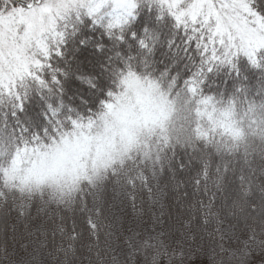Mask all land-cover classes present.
Here are the masks:
<instances>
[{
  "label": "snow or ice",
  "instance_id": "snow-or-ice-1",
  "mask_svg": "<svg viewBox=\"0 0 264 264\" xmlns=\"http://www.w3.org/2000/svg\"><path fill=\"white\" fill-rule=\"evenodd\" d=\"M94 2L95 0H89L90 4ZM250 2L251 0H159L163 8L174 17L177 25L189 31V38L195 39L197 48L209 60L228 61L242 52L256 64L255 54L258 49L264 48V16L253 10ZM76 3L77 0H44L43 3L39 0H0V91L14 95L18 81L25 76L40 80L39 72L48 65L50 54H59L57 45L63 41L64 29L70 26L66 21L69 19L71 6ZM120 3L121 7L109 23V28L114 25L118 27L125 22L136 6L135 0H120ZM96 11V7H89L87 15L98 22L99 19L94 16ZM72 19L78 20L79 12ZM140 43L144 45L143 41ZM52 79L57 80L55 75ZM172 84L175 85L174 81ZM185 87L190 96L196 98L197 105L206 108L211 97L200 96L198 82L190 79L185 82ZM112 95L111 91L106 93L107 97ZM142 102L138 97L137 103ZM99 103L109 112L113 109L109 99H101ZM122 115L128 122L129 113L125 111ZM142 118L145 122L155 121L157 116L144 110ZM94 125L95 116L89 111L86 115L77 113L75 118L69 116L66 122L53 119L50 127L39 135L20 129L13 138L14 152L9 165H0L4 187L11 186V182L21 171V165L26 164L31 167L24 169L27 175L22 183L31 178L39 186L46 180H52L57 183L61 195L65 191H78L69 209L57 206L55 211H51L52 207L38 201V212L51 211V215L59 219V223H55L54 232H59L66 246L62 244L57 251L66 256L74 251L76 243L83 239V232L77 231L81 221H86L87 228L84 231L96 238L95 243L89 245V250L99 248L101 236L110 235L105 231L111 227L105 223L108 219L106 211L110 207L107 204L109 189L114 193L113 199L123 196L135 208L138 194L144 191L148 193L149 200L155 202L160 189L159 181L164 177L168 178V182L178 193L189 186L194 189L193 197L197 194L203 196L188 204V218L184 221V226L190 229L197 219L202 220L203 228L215 224L214 232H209L208 235H219L224 239L225 221L216 210L223 189L212 191L211 184L213 181L219 184L227 177L226 163L206 158L195 147L180 150L178 145L169 144L165 137L159 145L164 148L165 154H171V161L165 167L160 163L159 147L154 155L152 146L139 144L127 128L122 131L121 147L117 148L114 135H109L107 129L103 134H93L91 130ZM53 145L55 148L51 152L42 151L51 149ZM235 179L242 186L249 182L244 174L237 175ZM183 195L187 197L188 193L184 192ZM3 196L4 191L0 188V197ZM177 198L180 199L179 196ZM24 209L22 205V215ZM61 210L71 216L60 215ZM250 239L254 237L251 236ZM161 247L162 242L153 236H147L138 243V248H154L157 249V254Z\"/></svg>",
  "mask_w": 264,
  "mask_h": 264
},
{
  "label": "trees",
  "instance_id": "trees-1",
  "mask_svg": "<svg viewBox=\"0 0 264 264\" xmlns=\"http://www.w3.org/2000/svg\"><path fill=\"white\" fill-rule=\"evenodd\" d=\"M135 5L126 21L111 30L106 28V21L99 19L96 22L83 10L78 20L72 19L75 14H69L66 22L70 26L64 29L63 41L57 45L59 54H50L48 65L39 72L40 80L25 76L18 81L14 95L0 91V132L11 138L18 135L20 129L39 135L50 127L53 119L66 122L67 117L75 118L77 113L94 112L112 87L111 72L122 69L125 60L134 62L138 70L165 76L185 91V82L194 79L199 84L200 96L221 100L229 96L245 100L264 96V48L257 50L256 64L242 52L228 61L209 60L201 54L195 39L189 38V31L177 25L159 0H135ZM250 7L264 16V0H251ZM86 53L94 60H90ZM53 75L56 81L52 79ZM85 77H94L96 86L85 83ZM159 184L155 202L150 201L144 191L138 194L135 208L123 196L113 199L114 193L109 189L107 204L110 207L106 211L108 219L105 223L111 227L105 231L110 235H102L100 247L90 251L89 245L94 244L96 238L84 231L86 221H81L77 231L83 232V239L75 245L74 264H88L89 256H94L97 249L111 250V255L115 245L122 248L123 238L130 236L131 230L138 225L151 228L153 235L162 242L156 257L159 264H169L170 258L181 255L185 264H209V257L214 250L219 251V245L252 253L249 250L251 232L243 223L231 228L224 239L219 235L209 236L216 225L203 228L199 219L193 221L190 229L186 228L188 204L203 196L197 194L193 197L194 189L189 186L178 193L167 177L160 179ZM184 192L188 193L187 197ZM39 206L38 201L33 202L23 210V215L14 207L0 212V264L25 257V246L31 252L44 245L41 249L44 253L62 244L66 246L59 232H54L55 223H59V219L51 215L55 207L49 212H38ZM59 214L71 216L63 210ZM146 237L145 234L122 249L135 246L136 251L146 257L145 261L150 260L151 249L138 248L139 241ZM44 259L48 264L49 258L45 255ZM247 259L248 264H264V259L259 260L252 254Z\"/></svg>",
  "mask_w": 264,
  "mask_h": 264
},
{
  "label": "clouds",
  "instance_id": "clouds-1",
  "mask_svg": "<svg viewBox=\"0 0 264 264\" xmlns=\"http://www.w3.org/2000/svg\"><path fill=\"white\" fill-rule=\"evenodd\" d=\"M89 7H96L94 16L98 19L107 17L106 28L113 21L115 14L121 7L120 0H77L71 6L69 14L83 10L86 14ZM131 73V75H130ZM112 87L107 90L113 95L102 99H109L113 109L109 112L100 103L93 112L95 125L93 134H103L108 130L114 135L116 147H121V133L127 128L135 140L141 144L152 146L153 154L163 138L169 144L178 145L180 150L195 147L221 164L228 165L227 177L219 184H211V190L222 188L221 199L216 210L224 223L225 236L237 224L243 223L251 232L249 244L250 252L259 251L264 254V96L260 98L241 99L229 96L225 99L212 98L208 105H197L196 99L175 85L163 75H154L138 70L135 63L124 61L122 69L111 72ZM85 83L95 87L94 77H85ZM106 92V93H107ZM143 102L137 103V98ZM199 108V111H198ZM148 110L156 114L155 121L147 122L142 118L143 111ZM129 113L128 122L123 117ZM51 149L42 151L51 152ZM14 152L13 138L7 133L0 132V165L8 166ZM160 163L167 167L171 161V154H165L164 148L159 147ZM39 166V165H38ZM31 165L22 164L18 177L11 182L10 187H4V178L0 175V188L4 196L0 197V212L14 207L20 210L33 202L39 201L46 206L69 209L78 195L77 190L60 194L55 181L46 180L37 186L31 178L22 183L27 175L24 171ZM244 174L249 178L246 186H242L235 177ZM23 189V191H21ZM41 193L43 196L41 197ZM226 197V199H224ZM40 245L19 261L8 260V264H45V255L49 258L48 264H74L76 248L67 256L56 249L44 253ZM111 250L97 249L94 256H89L88 264H126L116 255H110ZM249 252L230 250L219 245V251H213L209 257V264H248ZM157 251L153 250L152 258L145 264H159ZM169 264H185L184 256L170 258Z\"/></svg>",
  "mask_w": 264,
  "mask_h": 264
},
{
  "label": "rangeland",
  "instance_id": "rangeland-1",
  "mask_svg": "<svg viewBox=\"0 0 264 264\" xmlns=\"http://www.w3.org/2000/svg\"><path fill=\"white\" fill-rule=\"evenodd\" d=\"M29 2H31L29 0ZM42 3V2H41ZM104 21L107 22V17L102 18ZM71 22V21H70ZM88 54V53H86ZM89 58L90 60H94V57L90 54ZM131 235L124 237L123 238V244L124 246H122V248H124L126 245L130 244L133 240H136L137 238L141 237V236H153V233L151 231V228L148 227H141L140 225H138L136 228H133L131 230ZM153 243H155V241H153ZM251 243V240L249 242V244ZM122 248L118 247L117 245H115V251L112 252L111 255H116L118 258L123 259L126 264H145V258L141 253H138L136 251V247L132 246V248H127L125 250H123ZM129 249V250H128ZM153 254V250H155L154 248H150ZM152 254L150 255V259L152 258ZM252 257H257V259L261 260L264 259V254H261L258 250L254 251L252 253Z\"/></svg>",
  "mask_w": 264,
  "mask_h": 264
}]
</instances>
